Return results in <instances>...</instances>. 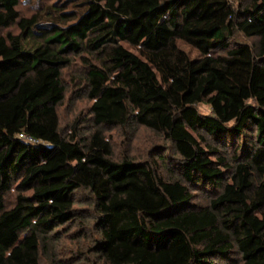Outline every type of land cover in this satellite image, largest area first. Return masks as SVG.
<instances>
[{"label":"trees","instance_id":"trees-1","mask_svg":"<svg viewBox=\"0 0 264 264\" xmlns=\"http://www.w3.org/2000/svg\"><path fill=\"white\" fill-rule=\"evenodd\" d=\"M237 1L59 0L22 16L0 0V28L19 30L0 35V264H41L80 220L79 190L104 264H264V0ZM77 59L87 136L64 135L57 111ZM111 126L161 141L118 158Z\"/></svg>","mask_w":264,"mask_h":264},{"label":"rangeland","instance_id":"rangeland-1","mask_svg":"<svg viewBox=\"0 0 264 264\" xmlns=\"http://www.w3.org/2000/svg\"><path fill=\"white\" fill-rule=\"evenodd\" d=\"M59 0H20L18 9L22 16H30L46 4H51ZM64 1V0H62ZM237 6V0H231ZM7 31L18 33L16 26L8 29L0 28V35ZM236 41L247 42L253 46L257 39L247 38L237 34ZM191 57L198 56V52L190 45L178 41ZM78 60V59H77ZM82 64L80 60L74 62L64 70V82L66 86L65 98L58 105L57 111L60 121V129L64 135H69L77 124L79 136H87L96 129L91 115V104L86 97L83 84ZM200 111L205 114L210 113L207 105H201ZM103 133L110 139L115 155L120 158L124 154L133 155L135 158L146 156L149 147L154 142L161 139L152 131L143 126L136 127H103ZM211 141V140H210ZM13 191L8 195V204L13 200ZM77 207L82 210L80 220L67 223L57 227L55 235H59L52 241V248L42 250L41 264H104L102 255L97 249V242L100 238L98 225L96 223V210L92 206V200L87 191L79 190L75 193ZM207 197L199 194L197 202L203 203ZM240 256L235 255V259Z\"/></svg>","mask_w":264,"mask_h":264},{"label":"built area","instance_id":"built-area-1","mask_svg":"<svg viewBox=\"0 0 264 264\" xmlns=\"http://www.w3.org/2000/svg\"><path fill=\"white\" fill-rule=\"evenodd\" d=\"M20 138L23 139V140H26L28 142H35V139L25 133H21L20 134Z\"/></svg>","mask_w":264,"mask_h":264}]
</instances>
